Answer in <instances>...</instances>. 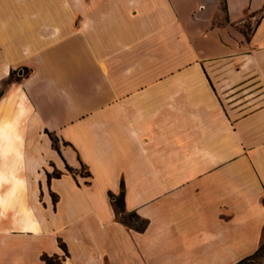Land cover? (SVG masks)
<instances>
[{
    "label": "crops",
    "instance_id": "0c3cea01",
    "mask_svg": "<svg viewBox=\"0 0 264 264\" xmlns=\"http://www.w3.org/2000/svg\"><path fill=\"white\" fill-rule=\"evenodd\" d=\"M23 2L0 22V74L33 67L17 88L31 106L26 176L0 205V264L254 255L264 241V0ZM122 185L125 214L148 220L142 231L115 210Z\"/></svg>",
    "mask_w": 264,
    "mask_h": 264
},
{
    "label": "bare ground",
    "instance_id": "6f19581e",
    "mask_svg": "<svg viewBox=\"0 0 264 264\" xmlns=\"http://www.w3.org/2000/svg\"><path fill=\"white\" fill-rule=\"evenodd\" d=\"M30 111L31 106L25 101V95L18 93V91L13 95L10 107H7L5 110L0 108V151L5 155L11 149V146L15 144V133H22L18 129H14L17 126L18 120L26 119ZM20 129H22V125ZM24 143V134H22L21 139L16 144L13 164L9 165L6 161L3 165H0V205L2 207H5L7 201L15 198L21 189H23L21 183L26 175L23 174L25 155L21 145ZM6 182L11 183V185L6 188L5 192L3 189Z\"/></svg>",
    "mask_w": 264,
    "mask_h": 264
},
{
    "label": "rangeland",
    "instance_id": "374dc122",
    "mask_svg": "<svg viewBox=\"0 0 264 264\" xmlns=\"http://www.w3.org/2000/svg\"><path fill=\"white\" fill-rule=\"evenodd\" d=\"M23 3H24L23 0H0V22L3 20H10L14 12H16V9H20ZM32 71H33V67L21 64L19 62L15 64L14 68H12V70L10 71V74L8 75L0 74V100L7 97L6 102L0 105V108L5 110L7 107H10L12 105V97L18 91L17 88L19 87L22 80L26 76H28ZM22 121L23 120L21 121L18 120L17 126L14 129H18L20 131ZM22 134L24 133H15V138H14L15 144L12 145L11 149L7 152L8 155L7 154L5 155L3 152L0 151V165H3L6 161L9 163V165L13 164L16 153V144L21 139ZM49 134L52 140L54 141V144L58 146L57 144L58 140L52 135V133ZM24 146L25 143L21 145L23 150H24ZM24 162L23 165L25 164ZM82 169L83 171L85 170L84 167ZM57 173H59V171L55 170L52 174L55 175ZM23 174L25 175L24 170H23ZM55 261L57 264H64V262L66 261V255L63 254ZM241 264H264V241L260 252Z\"/></svg>",
    "mask_w": 264,
    "mask_h": 264
},
{
    "label": "trees",
    "instance_id": "16d2710c",
    "mask_svg": "<svg viewBox=\"0 0 264 264\" xmlns=\"http://www.w3.org/2000/svg\"><path fill=\"white\" fill-rule=\"evenodd\" d=\"M60 175H61L60 173L55 174V176H57V177H60ZM50 177H51V175H50ZM124 196H125V187H124V185H122V191H121L120 195L115 196L114 201H113V204H114V207H115V210H116L118 216L120 217V219L123 222H125L128 225L136 228L137 230H140V231L144 230L148 225V220L142 218L137 213L125 214ZM262 246H263V244L261 245V247L258 249V251L254 255L244 259L240 263H243L246 260H248V259L252 258L253 256H255L256 254H258L260 252ZM44 258H45L47 264H57L55 260L58 259V255H55L53 257H50L48 255H44Z\"/></svg>",
    "mask_w": 264,
    "mask_h": 264
}]
</instances>
